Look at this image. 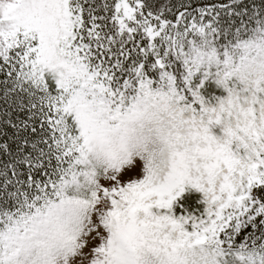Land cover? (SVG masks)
<instances>
[{
	"label": "snow or ice",
	"instance_id": "6c2138e0",
	"mask_svg": "<svg viewBox=\"0 0 264 264\" xmlns=\"http://www.w3.org/2000/svg\"><path fill=\"white\" fill-rule=\"evenodd\" d=\"M0 264H264V0H0Z\"/></svg>",
	"mask_w": 264,
	"mask_h": 264
}]
</instances>
